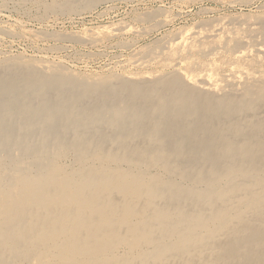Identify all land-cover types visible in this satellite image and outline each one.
Here are the masks:
<instances>
[{"label":"bare ground","instance_id":"1","mask_svg":"<svg viewBox=\"0 0 264 264\" xmlns=\"http://www.w3.org/2000/svg\"><path fill=\"white\" fill-rule=\"evenodd\" d=\"M263 19L177 33L155 79L0 66V264H264Z\"/></svg>","mask_w":264,"mask_h":264},{"label":"rangeland","instance_id":"2","mask_svg":"<svg viewBox=\"0 0 264 264\" xmlns=\"http://www.w3.org/2000/svg\"><path fill=\"white\" fill-rule=\"evenodd\" d=\"M260 16H264V0H0V66L7 67L15 61L21 64L34 62L35 67L41 64L43 68L57 66L81 78L106 82L136 77L155 79L161 74L170 76L175 71L173 67L184 71L185 62L180 63L175 58L167 60L164 56L168 44L181 31H192L220 22L231 24L234 21L241 24L248 18ZM256 22L259 20L256 19ZM256 25L259 27L256 30L258 42L264 41V24ZM157 46L164 53L150 61L147 52ZM222 57L197 55L194 60L220 65L225 60ZM33 70L39 73V68ZM18 71L20 76L22 71ZM15 74L13 72L11 76L9 71H3L0 75L3 80H9L17 78ZM43 77L38 76L37 82L43 84L49 81ZM23 91L22 82H15L4 89L0 92V107L6 101L10 103L14 96L17 97ZM112 91H117V88L113 87ZM49 99L55 100L56 95ZM25 106L26 103L22 101L16 102L13 106L15 115L20 114ZM263 111L264 108L258 111L257 119L264 118ZM249 117L247 120H257ZM38 118L36 113H30L10 121L27 123L35 122ZM210 155L209 158L213 157V154ZM67 163L70 164V161Z\"/></svg>","mask_w":264,"mask_h":264}]
</instances>
